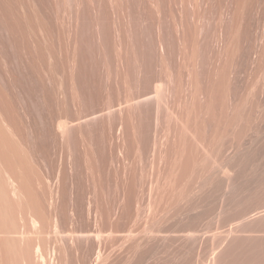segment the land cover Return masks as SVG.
Wrapping results in <instances>:
<instances>
[{"label":"rangeland","instance_id":"374dc122","mask_svg":"<svg viewBox=\"0 0 264 264\" xmlns=\"http://www.w3.org/2000/svg\"><path fill=\"white\" fill-rule=\"evenodd\" d=\"M62 262L264 264V0H0V264Z\"/></svg>","mask_w":264,"mask_h":264},{"label":"bare ground","instance_id":"6f19581e","mask_svg":"<svg viewBox=\"0 0 264 264\" xmlns=\"http://www.w3.org/2000/svg\"><path fill=\"white\" fill-rule=\"evenodd\" d=\"M60 125H61V124H60ZM61 126L64 127V124L61 125ZM59 127H60V126H59ZM60 129H61V127H60ZM60 129H59V130H60ZM63 129H65V128H62V130H63ZM12 185H13V184H12ZM14 191H16V190H13V192H14ZM32 221H33V220H32ZM34 226H35V224H34ZM36 252H37V250H36ZM40 252H42V251H40ZM37 254L39 255V253H37ZM71 255H72V254H71ZM43 256H44V255H43ZM73 256H74V255H72L71 258H73ZM59 257H60V256H59ZM41 258H42V257H41ZM69 258H70V257H69ZM71 258H70V259H71ZM45 259H46V258H45ZM58 259H59V258H58ZM60 260H61V259H60ZM49 261H50V260H49ZM71 261H72V260H71ZM59 262H60V261H59ZM66 262H68V261H66ZM72 262H74V261H72ZM63 263H64V262H62V264H63ZM58 264H59V263H58ZM67 264H68V263H67ZM84 264H85V263H84Z\"/></svg>","mask_w":264,"mask_h":264}]
</instances>
